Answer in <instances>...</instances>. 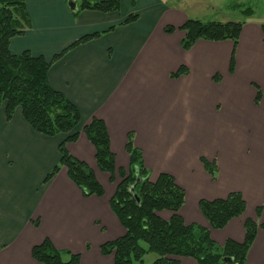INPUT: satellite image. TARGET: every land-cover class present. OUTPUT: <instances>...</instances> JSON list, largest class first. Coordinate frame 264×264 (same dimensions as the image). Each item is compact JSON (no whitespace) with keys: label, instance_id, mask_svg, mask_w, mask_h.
I'll use <instances>...</instances> for the list:
<instances>
[{"label":"crops","instance_id":"0c3cea01","mask_svg":"<svg viewBox=\"0 0 264 264\" xmlns=\"http://www.w3.org/2000/svg\"><path fill=\"white\" fill-rule=\"evenodd\" d=\"M71 1L26 0L28 23L8 47L12 54L29 50L51 60L83 35L100 32L53 61L48 82L78 109L79 135L65 147L90 167L103 194L83 196L64 166L42 185L59 162L57 146L66 135L36 132L18 108L7 120L0 103V264H42L31 251L44 238L78 253L80 264H112V256L99 247L125 233L109 200L128 170L129 132L149 179L167 173L184 190L179 214L186 224L203 226L223 245L227 239L242 242L244 222L253 220L258 227L245 264H264V22L226 20L243 23L235 48L230 39H198L185 50L180 27L192 17L183 7L165 0H135L133 5L119 0L117 11H77ZM74 1L78 9L81 0ZM132 14L137 16L129 23ZM166 26L174 30L168 33ZM181 66L187 71L172 77ZM93 117L103 120L108 131L114 182L97 167L94 146L82 132ZM202 157L215 162L214 176ZM233 191L242 195L244 212L224 228H212L199 201ZM159 216L168 220L171 213L163 210ZM177 259L198 264L191 257Z\"/></svg>","mask_w":264,"mask_h":264},{"label":"trees","instance_id":"16d2710c","mask_svg":"<svg viewBox=\"0 0 264 264\" xmlns=\"http://www.w3.org/2000/svg\"><path fill=\"white\" fill-rule=\"evenodd\" d=\"M132 4L135 0H129ZM26 0H0V103L4 105L5 117L9 120L20 108L22 118L36 132L45 136L65 134L57 146L60 159L44 177L47 183L64 166L69 179L78 187L83 196H102L103 188L96 180L93 171L83 161L73 157L66 149V142L76 141L80 116L76 106L48 82V70L53 61L65 51L85 42L100 33L86 34L55 54L51 60L42 55H33L29 50L12 54L9 40L23 34L24 24L28 23L25 9ZM80 9H93L102 12L117 11L119 0H81ZM245 14H249L244 12ZM251 13V12H250ZM135 15H130L133 20ZM243 23L237 21H201L188 18L180 27L184 30L181 47L185 50L198 39H230L236 46ZM264 31V25L261 26ZM172 26L165 31L171 33ZM233 56L229 71L233 70ZM187 71L181 66L172 77ZM218 80V75H214ZM258 90L255 103L259 102ZM82 132L94 146L97 167L115 181V157L110 149L108 131L103 120L93 117L82 127ZM125 149L129 155L127 173L121 174L109 206L125 233L117 239L100 245L103 255H112V264H145L143 257L154 253L156 257L148 264H179L176 257H191L198 264H245L246 254L256 236L257 223L251 219L244 222L245 236L242 242L227 239L219 245L209 235L206 228L198 224H186L179 214L184 203V190L167 173H160L155 181L149 179L141 152L133 144V134L127 135ZM207 172L214 176L215 162L201 158ZM135 184L134 189L131 187ZM136 194L139 198L134 197ZM202 215L214 229H222L234 217L240 216L246 207L240 192H230L225 198L201 199L198 203ZM168 210V220L158 212ZM261 208L256 209L257 217ZM35 225L37 223L34 222ZM264 226V223L261 224ZM32 257L42 264H80V255L67 249H58L48 239L32 247Z\"/></svg>","mask_w":264,"mask_h":264},{"label":"rangeland","instance_id":"374dc122","mask_svg":"<svg viewBox=\"0 0 264 264\" xmlns=\"http://www.w3.org/2000/svg\"><path fill=\"white\" fill-rule=\"evenodd\" d=\"M165 1L171 6L175 5V6L183 7L190 17L199 19L201 21H212V20L226 21L229 19L245 20L246 18L249 17L252 20L264 22V0H165ZM244 12L246 13L251 12L252 14L251 16H247ZM136 16L137 15H135L134 17L136 18ZM135 18H133V20ZM128 19L127 22L129 23L132 22V19L129 21ZM18 110H20V108H18ZM160 212H158V214ZM155 257L156 255L154 253H147L143 257V263L145 264L151 263Z\"/></svg>","mask_w":264,"mask_h":264},{"label":"water","instance_id":"95a60500","mask_svg":"<svg viewBox=\"0 0 264 264\" xmlns=\"http://www.w3.org/2000/svg\"><path fill=\"white\" fill-rule=\"evenodd\" d=\"M71 4L73 5L72 9H73V10H77V5H76V2H75L74 0L71 1ZM70 7H71V6H70ZM138 182H139V178L136 179V182H135V183L133 184V186L131 187V190L134 189L135 184L138 183ZM134 197H135L137 200H139V198H138V196H137L136 194H134Z\"/></svg>","mask_w":264,"mask_h":264}]
</instances>
